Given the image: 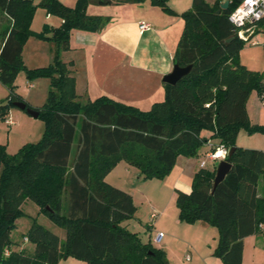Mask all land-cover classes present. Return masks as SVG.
Listing matches in <instances>:
<instances>
[{
	"label": "trees",
	"instance_id": "obj_1",
	"mask_svg": "<svg viewBox=\"0 0 264 264\" xmlns=\"http://www.w3.org/2000/svg\"><path fill=\"white\" fill-rule=\"evenodd\" d=\"M145 1L173 14L170 0H78L74 8L58 0H0V14L10 21L0 32L2 86L12 92L17 74L25 68L22 51L31 36L55 47L50 65L26 69L29 82L50 81L47 100L37 110L45 125L41 139L14 155H7L0 144V264H57L65 256L87 264H169L163 250L142 243L122 227L136 212L133 199L104 178L120 161L138 169L143 179L163 178L178 157L196 158L208 141L234 148L226 159L231 169L213 194L216 168H200L189 193L176 190L179 221L214 227L218 239L213 255L222 264H242L243 240L261 231L264 199L258 197L257 185L264 180V152L238 148L234 142L242 128L248 134H264V126L251 125L246 112L251 91L264 102V72H251L240 63L245 43L228 21L243 0H229L226 10H220L219 2L192 0L191 8L180 15L184 27L174 55L180 67L192 68L175 85L163 84L164 99L150 110L106 96L84 104L76 101L60 52L68 48L74 30L98 33L110 22L87 15L88 6ZM37 8L59 18L61 25L32 33ZM20 199L32 202L61 227L66 240L33 223L25 238L34 244V252L12 250L14 221L25 215Z\"/></svg>",
	"mask_w": 264,
	"mask_h": 264
},
{
	"label": "crops",
	"instance_id": "obj_2",
	"mask_svg": "<svg viewBox=\"0 0 264 264\" xmlns=\"http://www.w3.org/2000/svg\"><path fill=\"white\" fill-rule=\"evenodd\" d=\"M38 1L40 0H37L36 2ZM66 1L67 0H63L62 2L68 5ZM190 1L191 0H170L168 3L170 5H167L169 9L173 11V14H167L159 7L152 6L149 1L138 4H120L106 7L89 5L86 11L87 15L109 18L110 22L101 32L98 33L74 30L71 33L68 48L66 50H61L60 52L61 60L66 65L69 76L73 79L74 82V91L77 96L76 101L80 103H86L87 101H93L101 96H106L113 101L133 106L141 111H148L151 109L153 104L162 102L164 99L162 78L165 75L169 74L173 68L176 47L184 27V22L180 15L191 8L192 3ZM204 1L209 5H213L215 2H219L221 5L225 1L229 0ZM2 18L4 26H0L2 27L0 29V32L10 24L9 19H7L3 15ZM47 21L50 23L49 26L52 29L58 28L62 23L59 18L54 16L47 19ZM140 23H147L150 26V29L145 32H140ZM262 25L264 26V22L261 25H258L254 35L258 34V32L261 31ZM47 36H50V34H48ZM48 43L51 51L55 52L53 43ZM112 55L117 58V60L119 61L120 69H122L123 71L121 74L112 78L111 80H109L111 78V74H101L100 77L105 81V84L104 82L102 84V81H99L97 77L99 75L96 74L95 61L99 60L102 57L110 58V56ZM38 60L40 62L38 64H35L37 66L34 67H44L43 62L40 59ZM239 61L240 63H242L240 54ZM85 64L87 65V68ZM127 71L130 72L131 75L137 74V76L128 77ZM45 80L46 79H44V81L39 80L38 84H42V87L45 88L44 93L46 94V89L48 86L46 85ZM108 81H110V84L108 83ZM127 81L136 82L142 88L145 85L148 86H146V89H144L145 92H136L135 96L134 94L132 96L129 95L128 92L127 94H124V92L118 93L116 89H123V86L126 87ZM26 86H28L29 88L33 87L31 82H26ZM254 96L255 100H253L251 103V110L254 114L257 112L258 116L257 121L255 120L252 122L259 125H264V119L263 121H260V115H264V102L259 99L257 94H255ZM36 103L37 104L32 107L33 109H37L41 106L38 102ZM247 108L248 105L246 104V112ZM12 122L14 125L15 122ZM78 136L79 132L77 129L73 144L74 146L72 147L71 152V160L75 155ZM211 142L216 143L215 141ZM203 147L206 148L205 145ZM203 147L200 149L201 151L199 150L200 155L198 156V158H186L183 156L177 158L173 170L179 171L181 181H177L174 183L173 187H175L176 190L184 193H189L191 191L187 189L190 188L189 185L193 179V176L200 169L199 165L203 160L200 159L201 155L205 156L206 152L208 151L207 149L205 151ZM258 151L264 152V150L260 149ZM122 166H124V168H122ZM119 168L122 169V173L124 176H126L127 174H131L132 170H134V172H138V170L131 166H128L124 161H120L118 162V164H116V167L105 176L104 181L107 182L106 184H108L109 186L113 185L112 187L121 190L119 186H116L109 180H107L112 172L114 173L116 170H118V172H121ZM127 168H131L132 170ZM214 168V164L210 162L208 169L211 171ZM121 191L127 193L124 190ZM257 195L259 198L264 199V195H261L258 189ZM25 202L26 201H24V203ZM162 210L159 211L155 208L152 209L151 214L156 213L157 216L158 214H160L161 218L154 224L149 225V228L156 229V232L153 234L154 237L157 233H162L163 237L160 243H158L157 248L162 249L165 252L169 264H178L176 258L173 256V252L169 250L170 248H172L169 243L173 240L177 242L178 247L186 244L188 249H192V251L197 253L200 257L202 255L200 261L198 262L197 260L194 264H222L221 261L216 257L214 258L213 255L214 249L217 245L218 233L217 238L215 239V237H213L214 231H208V228L210 227L217 231L214 227H211L203 222H196L195 224H186L180 222L178 219L177 208L174 210L170 207H166ZM168 211H171V215L168 214ZM34 212L38 214L39 209L37 208ZM176 232L181 233V236L175 235L174 233ZM209 232L213 234L211 237L212 242L215 244H213V246L211 247L209 246L210 249L208 250L207 248H205V245L207 244L206 241L209 238ZM165 233H169L168 235H170V237H168V239H166L165 243L162 245V242L166 236ZM171 234L174 235L171 236ZM254 236L255 235L246 237L243 241L245 242L247 239H252L255 242L256 238ZM178 247L176 246L174 248L179 249ZM244 257L245 244L243 243L242 264H244ZM186 258V261L190 260V257L189 260H187Z\"/></svg>",
	"mask_w": 264,
	"mask_h": 264
},
{
	"label": "rangeland",
	"instance_id": "obj_3",
	"mask_svg": "<svg viewBox=\"0 0 264 264\" xmlns=\"http://www.w3.org/2000/svg\"><path fill=\"white\" fill-rule=\"evenodd\" d=\"M36 1L37 0H33L34 3H38L41 0L38 2ZM58 1L64 4L62 2L63 0H58ZM66 2L68 4V5L64 4L66 7L74 8L78 0H67ZM190 2L192 3V0ZM51 17L52 15L46 14V12L43 9L37 8L33 15L30 25V30L32 31V33L39 34L43 31L44 28H50L49 26L50 23L47 21V19ZM1 25L4 26L2 14H0V26ZM261 27H262L261 31L258 32V34L254 35L253 38L251 39V42H254L255 44L253 45H251L250 43L245 44L244 48L239 53L241 55V62H242L241 64L245 65L251 72H260V73L264 72V47H263L264 26L262 25ZM1 28L2 27H0V29ZM54 56H55V52L51 51L48 41L36 38L35 36H31L25 42L23 47L22 61L25 68L22 69L17 74L12 92L8 91L4 86L0 84V144L5 146V153L7 155L16 154L22 146L26 144L36 143L42 137L45 127L43 119L40 117L33 118L32 116L27 114L26 111L15 107L13 103L22 102L25 103L26 106H28V108L33 109L32 107L35 106V104H37L36 102H38L41 106L34 110H38L42 108V106L45 104L47 100V96L50 88V81L48 79H46L47 81L45 80L46 85L48 86L46 89L47 90L46 94L44 93L45 88L42 87V84H38L39 80L44 81L45 78H38L30 81L33 87L29 88L28 86H26V82H29L26 78V69H34L35 68L34 66H37L35 64H38L40 62L38 59H40L43 62L44 67H47L53 62ZM85 66L87 68L86 64ZM95 68H96V74L99 75L97 77L99 81H102V84L103 82L105 84V81L100 77L101 74L103 73L111 74L110 76L111 78L109 79L111 80L112 78L121 74L123 71L122 69H120L119 61L113 55L110 56V58L102 57L99 60L95 61ZM127 75L128 77L137 76V74L131 75L130 72L128 71H127ZM108 83L110 84V81H108ZM146 86L148 85H145L142 88L136 82L127 81L126 87L123 86V89H116V90L118 93L124 92V94H127L128 92L129 95L132 96L134 94L135 96L136 92H140V91L145 92L144 89H146ZM255 94H257L255 91H251L246 102V104L248 105L247 108L248 120L251 125L264 126L252 122L255 120L257 121V116H258L257 112L254 114L252 113L251 110L252 109L251 103L253 100H255V96H254ZM6 102H8V104L6 106H3ZM2 110H4L5 112L2 113ZM263 119H264V115H260V121H263ZM11 121L15 122L14 125L9 124ZM234 142L238 148L264 150V134L262 133L248 134L247 131L242 128L237 131L234 137ZM203 149L205 151L206 149L208 150L207 146L206 148L203 147ZM200 151H198V156L200 155ZM198 156L196 158H198ZM200 159H203L207 162L206 169H208L210 162L205 158V156L202 155ZM213 164L214 167L216 168L219 162ZM115 167L116 165L114 166V168ZM122 168H124V166H122ZM127 169H131V168H127ZM120 170L121 172H118V170H116L114 173L112 172V174H110L107 180H109L112 184L119 186L121 190L126 191L128 194H131L136 208L134 217L122 222V224L125 223L122 225V227H125L131 233L137 234L142 243L150 242V244L154 248H157L158 244L156 243L153 244V239H154L153 234L156 232L155 231L156 229H150L149 225L154 224L156 221H158L161 218V216L160 214H158L156 219L151 220V212L153 208L159 211H161L163 208L166 207L167 208L170 207L171 209L174 210L176 209L175 206L176 188L173 187V185L175 182L181 181V176L179 175V171L172 169L173 171H171L168 175H166L163 178L155 177L151 179H143L139 171L134 172V170L131 169L132 170L131 174H127L126 176H124L122 173V169ZM191 185H192V181L189 185L190 188L187 190H191L192 188ZM257 189L261 195H264L263 179L259 181ZM19 201L20 202H18V205H20V209L23 211L25 215L19 216L14 221L13 224L14 227L10 235L11 241L13 243L12 250L15 251L25 250L27 253L34 252L35 249L34 244L28 241L26 243L24 242V239H26L25 235L33 223H36L42 226L43 228L47 229L48 231L52 232L53 234L58 236L62 241L66 240V232L61 227L52 223L43 214L40 213L36 214L34 211L37 209V207L32 202L24 199H20ZM24 201L26 202L24 203ZM168 214L171 215V211H168ZM212 229L213 228L209 227L208 231H214L213 232L214 235L211 234V232H209L208 234L209 238L206 241L207 244L205 243L206 244L205 248H207L208 250L210 249L211 246H213V244H215L212 242L211 236L213 235L215 239L217 238V231ZM165 234L166 236L162 242V245L165 243L166 239L170 237V235H168L169 233H165ZM174 234L177 236H181V233L179 232H176ZM173 235L171 234V236ZM254 237L256 238L255 242L252 239H247L245 242L243 241V243L245 244L244 264H264V229L261 230L259 233L255 234ZM169 245L172 246V248H170L169 250L173 252V256L176 258L178 264H194L197 260L199 262L200 259L202 258V255L200 257L197 253L193 252L192 249H188L186 244H183L181 245V247H178L177 242L173 240L170 241ZM173 246L174 247L177 246L179 249H175ZM187 255L190 257L189 261L185 260ZM84 263L85 262L77 260L73 257L69 256L67 258L65 256L59 259L57 264H84Z\"/></svg>",
	"mask_w": 264,
	"mask_h": 264
},
{
	"label": "built area",
	"instance_id": "obj_4",
	"mask_svg": "<svg viewBox=\"0 0 264 264\" xmlns=\"http://www.w3.org/2000/svg\"><path fill=\"white\" fill-rule=\"evenodd\" d=\"M243 10L240 12L239 10ZM244 13H248V15H244ZM243 16V20L241 21L240 17ZM229 23L235 28L236 36L239 40L244 42L245 44L250 43L251 45L255 44L251 42V39L258 27V25L264 21V0H254L252 4H247L245 0L241 2L239 6H237L228 17ZM150 29V26L147 23H140L139 31L145 32ZM9 124H13L11 121ZM208 148V151L205 154V158L211 162H221L225 161L228 157L229 150L223 145L212 143L208 141L205 145ZM221 153H226V155H221ZM207 165L205 160L200 162V168L204 169ZM156 213L151 214V219L156 218ZM259 229H263V224L259 225ZM163 235L162 233H157L153 239V242L158 244L160 243ZM27 242V239H24ZM8 254V251H6ZM189 260V256L186 258Z\"/></svg>",
	"mask_w": 264,
	"mask_h": 264
},
{
	"label": "water",
	"instance_id": "obj_5",
	"mask_svg": "<svg viewBox=\"0 0 264 264\" xmlns=\"http://www.w3.org/2000/svg\"><path fill=\"white\" fill-rule=\"evenodd\" d=\"M229 7V1H225L220 5V10H226ZM220 11H216V14H219ZM191 65H188L186 67H180L178 63L174 62L173 68L171 72L167 75H165L162 78V83L167 85H175L180 79L187 76L190 73ZM8 102H6L3 106H6ZM13 105L21 110H24L32 116L33 118H37L39 113L37 110L28 108L25 103L22 102H15ZM234 152V148L229 150L228 157H230ZM231 169L230 163L225 160L219 162L218 166L216 167L215 176L212 183V190L211 194L214 193L217 186L224 180L225 176L229 173ZM264 220V217H263Z\"/></svg>",
	"mask_w": 264,
	"mask_h": 264
},
{
	"label": "clouds",
	"instance_id": "obj_6",
	"mask_svg": "<svg viewBox=\"0 0 264 264\" xmlns=\"http://www.w3.org/2000/svg\"><path fill=\"white\" fill-rule=\"evenodd\" d=\"M245 2L247 4H252L254 2V0H245ZM240 12H242L243 10H239ZM244 15H248V13H244ZM241 21L243 20V16L240 17ZM221 155H226V153H221Z\"/></svg>",
	"mask_w": 264,
	"mask_h": 264
}]
</instances>
